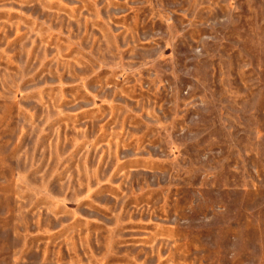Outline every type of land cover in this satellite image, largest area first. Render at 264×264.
<instances>
[{
	"label": "rangeland",
	"instance_id": "1",
	"mask_svg": "<svg viewBox=\"0 0 264 264\" xmlns=\"http://www.w3.org/2000/svg\"><path fill=\"white\" fill-rule=\"evenodd\" d=\"M0 264H264V0H0Z\"/></svg>",
	"mask_w": 264,
	"mask_h": 264
}]
</instances>
